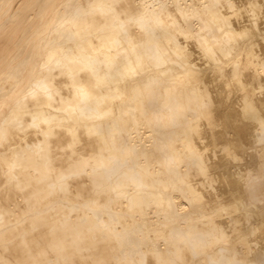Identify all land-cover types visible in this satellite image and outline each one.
<instances>
[{
  "label": "bare ground",
  "instance_id": "obj_1",
  "mask_svg": "<svg viewBox=\"0 0 264 264\" xmlns=\"http://www.w3.org/2000/svg\"><path fill=\"white\" fill-rule=\"evenodd\" d=\"M0 264H264V0H0Z\"/></svg>",
  "mask_w": 264,
  "mask_h": 264
}]
</instances>
